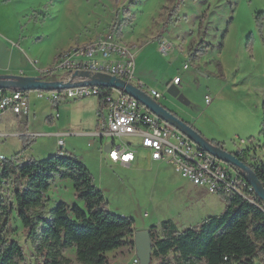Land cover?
<instances>
[{"label":"rangeland","instance_id":"rangeland-1","mask_svg":"<svg viewBox=\"0 0 264 264\" xmlns=\"http://www.w3.org/2000/svg\"><path fill=\"white\" fill-rule=\"evenodd\" d=\"M0 32L11 45V52L0 48L3 61L11 53V76L22 72L24 77H36L41 68L52 66L60 53L73 46L109 39L134 47L132 84H141L145 92H159L157 103L206 141L229 153L248 149L249 163L264 161L260 136L264 0H0ZM164 39L171 48L167 54L159 49ZM174 77L180 79L176 89L186 105L167 94ZM28 94L30 114L0 121V131L14 127L10 131L21 133L13 134L39 137H0V154L7 159L19 155L40 161L57 154V139L47 131L51 135L100 131L96 98L61 102L56 117L46 93L43 99L35 98V91ZM50 115L55 125L48 130L46 117ZM59 139L65 143L64 150L75 152L84 162L93 184L102 192L105 210L133 220V235L168 220L182 231L225 211L220 195L194 187L170 164L151 161L141 149L131 167L123 168L106 161L103 149L111 142L109 137ZM119 143L139 145L137 139L128 137L116 139L115 144ZM47 197L46 210L60 202L83 209L68 180H55ZM10 228L8 239L25 252L21 264H35L15 217ZM106 255L107 264H134L136 259L134 249L129 248ZM64 256L76 264L72 251ZM149 264L157 262L151 259Z\"/></svg>","mask_w":264,"mask_h":264},{"label":"trees","instance_id":"trees-1","mask_svg":"<svg viewBox=\"0 0 264 264\" xmlns=\"http://www.w3.org/2000/svg\"><path fill=\"white\" fill-rule=\"evenodd\" d=\"M262 108L264 149V103ZM248 154V149L234 153L264 188V161L249 163ZM0 180L5 181L0 189V264L25 260L23 247L8 239L13 217L31 246L35 264H72L64 256L67 251L73 252L76 264H107V253L134 249L133 220L105 210L102 192L77 157L62 150L40 161L16 155L3 163ZM55 180L72 183L74 198L83 209L60 202L46 210L47 192ZM220 196L225 211L197 227L178 231L169 220L150 227L151 259L157 264H264V203L257 198L251 204L237 195Z\"/></svg>","mask_w":264,"mask_h":264},{"label":"built area","instance_id":"built-area-1","mask_svg":"<svg viewBox=\"0 0 264 264\" xmlns=\"http://www.w3.org/2000/svg\"><path fill=\"white\" fill-rule=\"evenodd\" d=\"M163 54L171 49L166 39L160 42ZM134 47H129L117 41L104 40L83 46H74L58 55L51 72H61L54 80L63 83L83 82V78H72L75 72H85L90 76L104 75L133 85L140 90L142 85L132 84L134 72ZM33 66L35 62H32ZM187 65H184V69ZM174 85L180 84V79L174 77ZM143 91V90H142ZM145 92V91H143ZM29 92L5 91L0 89V113L9 112L16 117L27 116L29 113ZM36 98L57 104L60 101H74L84 98L101 100L102 112L97 115L99 135L111 138L112 147L105 153L112 164L129 167L135 160L136 148L130 143L115 144V140L123 137L139 139V147L148 153V158L154 162L170 164L174 171L194 187L205 190L209 194L237 195L253 204L255 194L241 174L209 153L202 150L191 139L178 129L162 121L145 106L127 95L124 91L97 86H77L59 91H35ZM153 101L161 98L155 90L145 92ZM209 103V99H206ZM57 145L62 147V140ZM7 161L0 154V173L3 163ZM5 181L0 180V189ZM134 264H139L138 259Z\"/></svg>","mask_w":264,"mask_h":264},{"label":"water","instance_id":"water-1","mask_svg":"<svg viewBox=\"0 0 264 264\" xmlns=\"http://www.w3.org/2000/svg\"><path fill=\"white\" fill-rule=\"evenodd\" d=\"M75 77L85 79L83 82L79 83H63L60 80L47 81L42 77L6 75L0 76V89L22 92H50L69 89L77 86H97L100 88L112 87L122 90L141 105L145 106L156 117L178 129L181 133L197 144L202 150L209 153L223 164L237 169V171L245 179L246 183L253 189L255 197L264 203V188L259 183L255 174L253 173V170L249 166L240 162L235 157L234 153H229L221 147L206 141L198 132L179 120L173 113L167 111L158 103L153 101L145 92L131 84L104 75L90 76L85 72H75L73 73L72 78ZM167 94L175 99L178 103L183 105L187 104L182 96L178 94L176 86H170L167 89ZM111 147L112 142L106 144L103 149L104 152L109 153L111 151ZM133 242L135 255L139 264H149L152 250V241L149 230L134 233Z\"/></svg>","mask_w":264,"mask_h":264},{"label":"crops","instance_id":"crops-1","mask_svg":"<svg viewBox=\"0 0 264 264\" xmlns=\"http://www.w3.org/2000/svg\"><path fill=\"white\" fill-rule=\"evenodd\" d=\"M6 2H9V0H6ZM6 37V36H5ZM8 37V36H7ZM9 43H8V40H7V38H3V36H2V34H1V32H0V48L2 49V48H4V49H6L7 51H10L11 52V50H10V48H9V46L11 47V45H8ZM74 47V46H73ZM11 53H8L7 54V58H6V60L5 61H3L1 58H0V76H6V75H9V76H11L12 74H10L11 73V71L12 70H10L11 68H10V61H11V55H10ZM56 59L57 58H55L54 59V62H53V64H52V66H54V63H55V61H56ZM52 66H50V67H44V68H41V70H39L40 71V75H38V76H36V77H42V75L43 74H50L49 75V77H47L46 79H44V80H47V81H52V80H54L56 77H58V75L57 76H54V72H52V73H49V72H51V70L53 69L52 68ZM52 68V69H51ZM13 73V72H12ZM23 73L22 72H20V75L21 76H23L22 75ZM53 74V75H52ZM178 86V85H177ZM6 91H8V92H10L9 90H6ZM29 95L30 94H28V97H29ZM35 95V94H34ZM35 98H36V95L34 96ZM97 101H96V116L99 114V113H101L102 112V105H101V103H100V101L98 100V99H96ZM75 101V100H74ZM49 102V101H48ZM61 102H69L68 100L67 101H60V102H58L57 104H53L54 106H55V116L57 117V115H58V107H59V104L61 103ZM30 110H31V101H30V99H29V113H28V115L30 114ZM27 115V116H28ZM10 118H15V119H20V117H16V116H14V115H12L11 113H9V112H5V113H0V121H7V120H9ZM55 120H58V119H55ZM46 123H47V125H48V130L49 129H52L53 127H54V125H55V121H54V119H53V117L50 115V116H47L46 117ZM96 127H97V118H96ZM8 127H6V129H7ZM9 129V131L8 132H4V131H0V137H6V136H10V137H20V138H22V137H28V138H30V137H39V136H37V135H29V136H27V135H18V134H13V133H21V132H17V131H10V130H13L14 129V127L13 128H8ZM22 133H27L26 131H23ZM46 133H49L48 134V136H54V137H56V139H57V142H58V140H61V139H59L60 137H77V136H82V137H84V136H96V137H102V136H100L99 135V131H96L95 133H88V134H62V135H59V134H57L56 132H55V134L54 135H51V132H49V131H47ZM128 138H131V139H137V141L138 142H140L139 141V139L138 138H135V137H128ZM63 142V141H62ZM70 146L72 147L71 149H73L72 151H75L74 150V148L73 147H75V145L73 146L72 144H70ZM136 148V151L137 150H139V149H141L140 147H139V145L137 146V147H135ZM65 149V143L63 142V145H62V147H60V149L59 150H62V152L63 153H65V154H68V155H71V156H75V157H77L76 155H75V152L73 153V152H69L68 150H64ZM145 154H146V156L148 157V153H147V151L146 150H144V149H141ZM6 158V157H5ZM106 158V157H105ZM135 160H136V155H135ZM135 160L131 163V165L135 162ZM82 161V160H81ZM106 161H108L107 160V158H106ZM83 162V161H82ZM84 163V162H83ZM108 163L109 164H111V165H118V164H112V163H110L109 161H108ZM158 163H161V162H158ZM131 165L129 166V167H131ZM120 166V165H119ZM122 167V166H121ZM123 168H128V167H123Z\"/></svg>","mask_w":264,"mask_h":264},{"label":"bare ground","instance_id":"bare-ground-1","mask_svg":"<svg viewBox=\"0 0 264 264\" xmlns=\"http://www.w3.org/2000/svg\"><path fill=\"white\" fill-rule=\"evenodd\" d=\"M173 84V83H172ZM174 85V84H173ZM179 85V84H178ZM176 86V85H175ZM157 103V101H155Z\"/></svg>","mask_w":264,"mask_h":264}]
</instances>
